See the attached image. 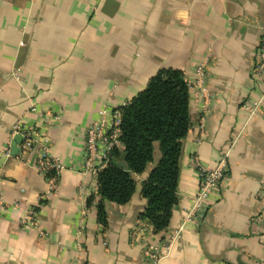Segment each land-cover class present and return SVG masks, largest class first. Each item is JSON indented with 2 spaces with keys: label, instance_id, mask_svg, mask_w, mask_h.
<instances>
[{
  "label": "crops",
  "instance_id": "obj_1",
  "mask_svg": "<svg viewBox=\"0 0 264 264\" xmlns=\"http://www.w3.org/2000/svg\"><path fill=\"white\" fill-rule=\"evenodd\" d=\"M263 31L264 0H0V264H153L146 250L184 222L199 190L193 157L213 168L227 152L219 195L158 264H264V101L253 116L243 108L264 90L253 75ZM202 62L204 92L195 85ZM165 69L182 71L191 93L179 203L166 232L136 236L141 183L159 154L130 202L106 203L104 227L86 130ZM17 124L48 137L62 160L53 193L35 168L39 144L23 151ZM30 208L39 231L22 225Z\"/></svg>",
  "mask_w": 264,
  "mask_h": 264
},
{
  "label": "trees",
  "instance_id": "obj_2",
  "mask_svg": "<svg viewBox=\"0 0 264 264\" xmlns=\"http://www.w3.org/2000/svg\"><path fill=\"white\" fill-rule=\"evenodd\" d=\"M190 97L184 73L165 69L153 76L129 103L118 108L121 145L111 150L106 167L97 176V216L104 227L108 218L106 203L130 202L138 189L137 176L146 173L159 154L157 163L141 183L147 205L140 218L156 234L169 229L179 203L183 142L192 125ZM121 162L127 167L121 166ZM93 200L91 197L88 203Z\"/></svg>",
  "mask_w": 264,
  "mask_h": 264
},
{
  "label": "built area",
  "instance_id": "obj_3",
  "mask_svg": "<svg viewBox=\"0 0 264 264\" xmlns=\"http://www.w3.org/2000/svg\"><path fill=\"white\" fill-rule=\"evenodd\" d=\"M205 66L206 63H200L196 68V87L200 92H204L205 88ZM253 75L258 81L264 83V31L261 42L257 50V61ZM264 101V90L261 97L252 103L245 104L243 108L248 111L250 116L256 114L257 109ZM204 110H209V105L206 103L203 106ZM120 121L121 113L118 109L108 114L102 110L99 113V118L88 126L86 130V147H85V170L91 172L96 178L98 173L104 169L109 161L111 150L115 146L121 145L120 136ZM203 127V125H201ZM14 132L19 133L23 137L22 150L28 151L34 148L37 144L40 146V154L36 162L35 168L38 173L45 176L48 181L47 194L53 193L58 188L60 174L65 169L62 160L55 156L50 149L49 139L46 136L38 135L34 127L26 128L17 124L14 127ZM200 141V140H199ZM10 156L9 151L5 152ZM227 156L221 159L219 164L213 168H205L201 166L197 157H193V162L198 167L200 175L199 190L194 198L193 206L186 215L183 223L179 224L176 229L168 233L167 239L161 246H150L146 250L147 256L153 264H158L162 258L169 256L174 242L181 236L186 227V222L191 221L199 212L203 211L209 199L215 195H219V184L227 176ZM51 173L50 176L47 175ZM7 203L3 194L0 192V216L6 211ZM24 228L40 230L37 212L30 208L26 217L22 220ZM41 234L43 232L41 231ZM148 234L153 235V228L143 223L134 230V235Z\"/></svg>",
  "mask_w": 264,
  "mask_h": 264
},
{
  "label": "water",
  "instance_id": "obj_4",
  "mask_svg": "<svg viewBox=\"0 0 264 264\" xmlns=\"http://www.w3.org/2000/svg\"><path fill=\"white\" fill-rule=\"evenodd\" d=\"M17 137H21V135L19 134V135H17ZM121 166H123V167H127V164L125 163V162H121Z\"/></svg>",
  "mask_w": 264,
  "mask_h": 264
}]
</instances>
